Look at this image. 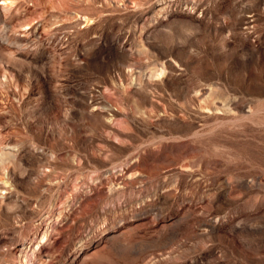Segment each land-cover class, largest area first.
Listing matches in <instances>:
<instances>
[{"label": "rangeland", "instance_id": "rangeland-1", "mask_svg": "<svg viewBox=\"0 0 264 264\" xmlns=\"http://www.w3.org/2000/svg\"><path fill=\"white\" fill-rule=\"evenodd\" d=\"M0 264H264V0H0Z\"/></svg>", "mask_w": 264, "mask_h": 264}]
</instances>
